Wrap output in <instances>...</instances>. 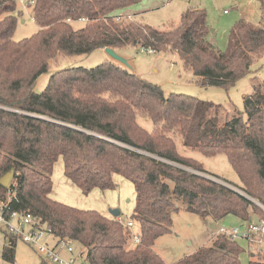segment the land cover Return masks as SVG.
Masks as SVG:
<instances>
[{
	"label": "trees",
	"instance_id": "1",
	"mask_svg": "<svg viewBox=\"0 0 264 264\" xmlns=\"http://www.w3.org/2000/svg\"><path fill=\"white\" fill-rule=\"evenodd\" d=\"M141 1L26 0L38 31L15 42L17 0H0V179L11 175L7 187L0 185V204L5 213L31 215L56 243H78L86 264H165L154 243L171 233L172 217L180 211L215 222L228 216L245 225L253 217L264 222V83L244 97V117L239 113L224 120L220 106L164 93L114 61L57 70L42 92L33 91L57 56L95 50L131 46L155 54L175 52L202 88H228L264 55V0H256L261 25L235 23L225 51L207 42L203 10L189 8L177 26L158 30L129 16ZM81 18L86 22L78 29L67 22ZM137 114L151 121V131L137 123ZM175 136L204 156L224 154L241 192L196 174H204L202 165L177 152ZM59 158L64 177L83 195L114 190V176L133 185L129 220L139 243L129 246L131 231L117 218L50 197ZM2 234L0 258L14 264L19 237L8 229ZM239 237L219 232L209 245L173 264H240ZM247 249L253 254L249 264H264L263 253ZM39 264L50 263L42 259Z\"/></svg>",
	"mask_w": 264,
	"mask_h": 264
},
{
	"label": "rangeland",
	"instance_id": "2",
	"mask_svg": "<svg viewBox=\"0 0 264 264\" xmlns=\"http://www.w3.org/2000/svg\"><path fill=\"white\" fill-rule=\"evenodd\" d=\"M189 8L205 12L206 24L209 28L206 40L215 50L219 51L227 49L230 31L235 23L244 21L256 26H260L262 23L261 11L256 0H142L134 11L139 12L136 18L137 21L158 30H169L178 25L182 13ZM17 10L20 12V16L12 35V39L15 42L29 38L38 31L37 25L32 20L31 10L27 8L26 0H17ZM83 25L84 23L82 22L72 23V26L76 29L81 28ZM115 52L127 61L133 72L141 78L160 85L164 93L188 94L202 101L220 106V117L222 120L227 116L239 113L244 117V97L252 93L254 85L264 83V55L261 59L254 62L251 71L246 76L240 78L228 88H202L194 79H191V74L183 67L175 52L167 51L165 53L150 55L131 46L121 48ZM103 61L114 60L104 50H95L90 54L80 56H57L55 60L50 62L48 71L36 79L33 91L35 93L42 92L50 76L57 70L68 66L93 68ZM136 121L147 131L152 130V123L147 117L137 114ZM174 141L177 152L181 156L190 158L202 165L204 174L197 172L198 175L226 185L225 181L230 188L239 193L241 192L238 189L241 186L239 179L224 154L207 157L199 152L183 147L179 136H175ZM61 160L59 158L57 162H61ZM114 178L117 179L120 185L123 184V186L121 185V190L119 185L114 182L116 185L114 190L100 191L94 189L97 192H93V190L88 195L81 194V203L78 208H90V210L99 208V205H97L99 201L95 198V195L105 197L108 202L110 199H115L117 201L116 207L120 212V218L123 221H128L134 207L133 185L120 176H114ZM256 204L262 208V205ZM206 219L201 220V217L195 214L182 211L174 214L172 217L171 234L160 237L154 243L157 253L160 252L163 257L158 254L161 258H164L162 260L168 263L171 260L169 257L173 249H180L182 252L189 250L194 253L198 248L209 245L208 239L212 231L215 232L216 225L222 227L225 231H230L236 227H238L241 233L245 230V224L233 216H228L218 221L217 224L214 220L213 222L211 219ZM253 219L254 222H258L255 217ZM10 225L17 228L18 223L12 221ZM185 227L188 229H182ZM2 230H6V228L3 224H0V254L4 241ZM135 232L136 229L133 228L132 234ZM207 233L208 235H206ZM178 234L182 237L183 241L179 244L180 247L175 243L179 239ZM186 235L190 237L185 238L184 236ZM44 239L47 240L50 247H54L56 244V240L52 237L45 236ZM237 241L243 250L239 256V263L249 264V261L253 257H250L247 242L240 237L237 238ZM133 245L134 243L131 240L129 246L133 247ZM68 247L71 253H67L63 249L59 253V257L65 259L72 258L74 264H84L83 257L80 256L83 253V248L78 243H70ZM42 259L47 261V258L40 256L33 247L25 244L20 238L17 240L14 264H39ZM47 262L54 264L50 261ZM0 264L7 263H4L0 258Z\"/></svg>",
	"mask_w": 264,
	"mask_h": 264
},
{
	"label": "built area",
	"instance_id": "3",
	"mask_svg": "<svg viewBox=\"0 0 264 264\" xmlns=\"http://www.w3.org/2000/svg\"><path fill=\"white\" fill-rule=\"evenodd\" d=\"M68 23H74V21L67 20ZM75 22L85 23L86 19L81 18ZM141 51L153 55L155 54L154 49L151 48H140ZM187 171H190L186 169ZM193 172V171H191ZM198 174L197 172H195ZM5 205L0 204V224H3L6 229H8L13 235L18 236L25 244L33 247L40 256H45L47 261H50L54 264H74L72 258H61L59 253L61 250H66L67 253H71L69 244L64 243V241L57 242L54 247H50L45 236L52 237L49 233V229L46 227H37L33 223L32 217L29 214H19L17 212L5 213ZM120 223H123L126 229L131 231V240L134 244L139 243V234L133 233L132 230L135 227L134 223L130 220L123 221L119 216L116 217ZM12 221L18 223L17 228H14L10 225ZM220 233H226L232 235L233 237L240 236L244 239L251 250L260 252L264 254V222L256 223L253 220H250L245 225V230L241 233L238 228H234L230 231H225L221 229ZM53 238V237H52ZM59 248V250H57ZM86 264V263H84Z\"/></svg>",
	"mask_w": 264,
	"mask_h": 264
},
{
	"label": "crops",
	"instance_id": "4",
	"mask_svg": "<svg viewBox=\"0 0 264 264\" xmlns=\"http://www.w3.org/2000/svg\"><path fill=\"white\" fill-rule=\"evenodd\" d=\"M136 6L132 7L130 10H128L129 16H134L135 15V19L137 18V15L139 14V12L134 11L136 9ZM51 179H52V191H51L50 197L52 199L60 202V203L65 204V205H68V206H71V207L77 206L75 208H78L80 206V203H81V194L82 193L80 192V190L75 185H73L68 179H66L64 177L62 160H61V162H56L54 164L53 173H52ZM113 180H114V182H116L119 185V188L121 190V185L123 186V184L120 185L119 182L117 181V179H115L114 177H113ZM93 192H97V190H94ZM93 194H96V193H93ZM95 198L98 199V201H99V204H97V205H99V208H94L93 210L98 211L100 214H102L105 217H111L109 211L112 210V209H117V207H116L117 201L115 199L114 200L110 199L109 202H108V200L105 197L97 196V195H95ZM133 202H134V200H133ZM91 208H93V207H91ZM78 209H80V208H78ZM82 210H90V208H84ZM182 212H185V211H182ZM119 217H120V214H119ZM206 218L211 219L213 221V219L210 218V217H206ZM206 218H204V220H207ZM202 219L203 218H201V220ZM216 224H217V222H216ZM134 228L136 229L135 233H138L137 232V228L136 227H134ZM236 228H238V227H236ZM182 229H188V228L185 227V228H182ZM221 229H223V228L219 227L218 225H216L215 232L212 231V233L210 234V237L208 239L209 242H210V240L212 239L213 236L217 235L221 231ZM166 235H169V234H166ZM206 235H208V233ZM178 237H179V239H177V241L175 242L177 245H179L181 243V241H182V237L179 234H178ZM184 237L187 238V237H190V236L186 235ZM158 239H160V237ZM157 240H156V242H157ZM179 247H180V245H179ZM154 250L156 251L155 246H154ZM188 251L182 252V250H180V249L179 250H174L173 249L171 251V256L169 257V259H171V260L168 261V263L164 261L165 264L174 263V262L180 260L182 257H185V256L189 255L190 253H192V252H190V251L188 252ZM158 253L160 254V252H158ZM162 259H164V258H162Z\"/></svg>",
	"mask_w": 264,
	"mask_h": 264
},
{
	"label": "water",
	"instance_id": "5",
	"mask_svg": "<svg viewBox=\"0 0 264 264\" xmlns=\"http://www.w3.org/2000/svg\"><path fill=\"white\" fill-rule=\"evenodd\" d=\"M104 52L109 55L114 61L118 62L119 64L125 66L126 68L131 69V67L128 65L127 61L125 59H122L114 50L112 49H104ZM11 175L8 173L4 175L0 179V185L3 187H7L10 181ZM111 217L116 218L119 216L120 212L117 209H112L109 211ZM251 257H253V254H251Z\"/></svg>",
	"mask_w": 264,
	"mask_h": 264
}]
</instances>
